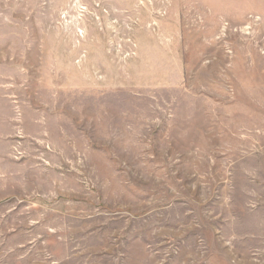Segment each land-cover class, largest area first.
<instances>
[{"label": "rangeland", "instance_id": "rangeland-1", "mask_svg": "<svg viewBox=\"0 0 264 264\" xmlns=\"http://www.w3.org/2000/svg\"><path fill=\"white\" fill-rule=\"evenodd\" d=\"M0 264H264V0H0Z\"/></svg>", "mask_w": 264, "mask_h": 264}]
</instances>
